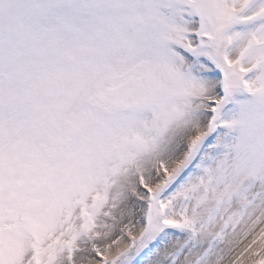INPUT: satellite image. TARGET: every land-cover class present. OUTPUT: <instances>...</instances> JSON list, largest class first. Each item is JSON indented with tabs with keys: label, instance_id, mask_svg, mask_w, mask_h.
Masks as SVG:
<instances>
[{
	"label": "snow or ice",
	"instance_id": "snow-or-ice-1",
	"mask_svg": "<svg viewBox=\"0 0 264 264\" xmlns=\"http://www.w3.org/2000/svg\"><path fill=\"white\" fill-rule=\"evenodd\" d=\"M0 264H264V0H0Z\"/></svg>",
	"mask_w": 264,
	"mask_h": 264
}]
</instances>
